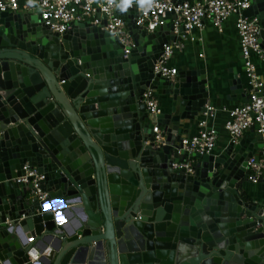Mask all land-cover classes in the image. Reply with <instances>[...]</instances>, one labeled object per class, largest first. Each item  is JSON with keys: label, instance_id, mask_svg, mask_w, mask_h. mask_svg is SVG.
Listing matches in <instances>:
<instances>
[{"label": "water", "instance_id": "water-1", "mask_svg": "<svg viewBox=\"0 0 264 264\" xmlns=\"http://www.w3.org/2000/svg\"><path fill=\"white\" fill-rule=\"evenodd\" d=\"M249 2L264 47V0ZM127 27L125 54L90 21L60 33L39 14L0 12V264H264V201L241 192L264 137L196 154L193 173L174 168L181 121L206 110L205 71L155 74L171 25ZM147 89L170 96L169 112L149 113ZM26 163L44 201L16 181Z\"/></svg>", "mask_w": 264, "mask_h": 264}, {"label": "built area", "instance_id": "built-area-1", "mask_svg": "<svg viewBox=\"0 0 264 264\" xmlns=\"http://www.w3.org/2000/svg\"><path fill=\"white\" fill-rule=\"evenodd\" d=\"M249 6V0H0V12L39 14L44 24L55 32H64L73 22L90 21L102 26L125 45V54L129 53L128 48L134 46L127 27L129 19L134 20L136 28L148 33L158 31L165 23H169L173 39L164 44L162 53L153 65L155 74L169 80L178 73L177 68L170 65L173 55L184 48L185 41L192 38L194 29H201L206 22H210L221 30L223 22L234 17L248 83L247 100L228 110L223 125L229 141L234 142L248 130H255L264 136V80L258 74L254 61L257 59L264 66V47L260 42V19L255 15L244 14ZM142 101L150 114H161L158 95L152 89L143 92ZM213 112V107L206 105V110L197 121L196 131L182 137L180 151L183 159L175 163L174 168L193 173L196 154L214 153L218 131L210 123ZM153 131L158 145L164 140L162 130L155 125ZM23 170L24 175L17 177L16 181L28 184L30 196L44 201L48 194L40 187L43 176L27 163ZM246 178L255 184L264 182V145L248 159ZM34 254H31L32 258L38 259V255Z\"/></svg>", "mask_w": 264, "mask_h": 264}, {"label": "crops", "instance_id": "crops-1", "mask_svg": "<svg viewBox=\"0 0 264 264\" xmlns=\"http://www.w3.org/2000/svg\"><path fill=\"white\" fill-rule=\"evenodd\" d=\"M191 37L185 41L181 51L174 53L170 65L176 67L178 72L195 69L205 71L208 90L207 105L213 107L214 110L210 123L218 131L217 146L214 150V153L217 154L229 143L228 135L223 127L228 110L245 102L244 99L237 98L238 93L231 88L230 80L235 77L240 79L242 92L245 96L248 91L247 78L240 56L239 37L235 28V18L231 17L223 22L221 30H218L210 22H206L203 28L194 29ZM254 61L257 65L258 74L264 80L263 64L257 59ZM158 98L161 111L169 112L170 96L162 94L158 95ZM200 117L201 113L195 119L181 121L179 126L181 136L193 134ZM255 132V130H248L244 136L251 140L250 136ZM241 192L255 200L264 201V191L259 183L246 181ZM69 225H72V221ZM34 255L39 256L37 251Z\"/></svg>", "mask_w": 264, "mask_h": 264}]
</instances>
